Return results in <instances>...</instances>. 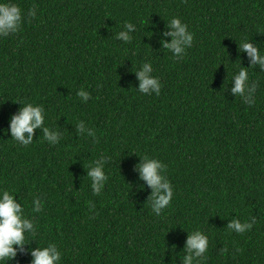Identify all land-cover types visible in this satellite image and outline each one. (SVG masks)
<instances>
[{"label":"trees","instance_id":"obj_1","mask_svg":"<svg viewBox=\"0 0 264 264\" xmlns=\"http://www.w3.org/2000/svg\"><path fill=\"white\" fill-rule=\"evenodd\" d=\"M12 2L23 22L0 37V189L16 195L35 232L5 264H31L28 251L51 243L60 264H183L196 229L209 239L201 264H264V71L247 69L253 104L231 93L234 73L249 67L238 43L264 49V0ZM172 17L194 37L181 58L161 44ZM124 22L135 26L128 43L115 39ZM145 62L159 95L135 89ZM17 101L44 108L57 144L39 129L28 146L11 139ZM81 121L94 136L77 133ZM144 155L167 166L173 188L160 215L134 170ZM101 157L108 179L94 195L87 170ZM234 218L255 223L236 233L226 227Z\"/></svg>","mask_w":264,"mask_h":264},{"label":"clouds","instance_id":"obj_2","mask_svg":"<svg viewBox=\"0 0 264 264\" xmlns=\"http://www.w3.org/2000/svg\"><path fill=\"white\" fill-rule=\"evenodd\" d=\"M29 17L36 16V8L32 7L28 11ZM23 22L22 10L18 4L12 0H0V37H6L10 34L17 33L21 29ZM166 31L162 37H171V40L161 39L164 49L171 52L176 58H181L186 49L190 48L193 43V33L189 31L188 25L181 21L179 17H172L167 21ZM135 26L130 22H124L122 29L116 32L115 39L122 42H131V33ZM238 51L246 54L249 67H240L232 76L231 93L234 96H240L243 101L249 105L254 103L253 94L256 91L257 84L249 82V73L247 69L258 66L264 71V49L255 44L252 40H242L238 43ZM151 62L143 63L135 74L139 80V93L159 95L161 83L158 77L153 74ZM83 101H87L90 94L81 89L76 93ZM22 105L17 112L9 118L7 132L10 133L11 139L18 144L28 146L33 142L35 130L39 129L43 134V139L48 143L55 145L61 138L59 130H53L44 126L45 111L40 105H34L30 102L17 101ZM78 134H87L94 136L95 133L86 128L83 121L76 126ZM140 157V156H139ZM106 157L93 162L88 167L87 177L90 178V187L94 195H99L108 179L105 173ZM167 166L158 158L144 155L140 157L139 163L135 166V171L139 173V179L145 184L141 187H150L151 195L148 198L151 210L156 215L170 205L173 198V188L171 182L166 176ZM16 195L8 189H0V264L12 260L17 253L25 251L26 234L35 232L34 218L25 215L21 202L15 199ZM43 201L39 197L32 199L33 213L41 212ZM255 218L251 222H241L238 218L231 219L227 224V229L236 233H242L252 227ZM209 245L208 236L199 229L188 232L183 264H201V258L204 257ZM28 254L32 257L31 264H60L61 253L56 244L51 243L44 247L30 249Z\"/></svg>","mask_w":264,"mask_h":264}]
</instances>
